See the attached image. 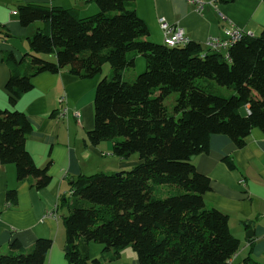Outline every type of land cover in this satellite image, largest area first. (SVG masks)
Returning <instances> with one entry per match:
<instances>
[{"label":"trees","instance_id":"1","mask_svg":"<svg viewBox=\"0 0 264 264\" xmlns=\"http://www.w3.org/2000/svg\"><path fill=\"white\" fill-rule=\"evenodd\" d=\"M93 1L100 12L88 19L63 8L19 6L22 26L41 22L48 28L28 39L30 52L21 59L10 52L3 56L12 107L40 74L67 70L90 80L110 64V75L97 86L95 127L87 139L93 146L112 142L113 155L122 160L137 154L139 164L73 180L71 200L62 199L70 211L63 220L69 262H115L130 247L140 264H229L240 241L230 230L229 216L208 208L204 195L211 180L192 159L209 152L213 136H226L240 149L253 130L264 133V28L261 36L246 35L226 54L195 41L170 48L147 41L148 27L129 5L135 0ZM133 53L144 57L147 69L127 81ZM204 79L235 94L218 96ZM173 93L179 94L177 118L164 104ZM32 132L26 114L0 108V164L15 165L19 182L42 190L52 177L26 148ZM224 161L235 169L231 158ZM6 200L15 204L17 192L9 191ZM90 243L104 246L100 258L90 259ZM52 245L39 239L27 250L14 240L0 254V264H45ZM242 264L261 263L247 258Z\"/></svg>","mask_w":264,"mask_h":264},{"label":"crops","instance_id":"2","mask_svg":"<svg viewBox=\"0 0 264 264\" xmlns=\"http://www.w3.org/2000/svg\"><path fill=\"white\" fill-rule=\"evenodd\" d=\"M30 4L73 10L80 19L100 12L93 0H0V108L27 115L33 132L26 148L37 167H48L52 177L47 188L38 190L33 182L18 181L15 165L0 164V254H5L14 240L31 250L37 240L49 239L53 245L45 264H71L66 256L63 222L70 211L63 207L62 199L71 200L73 180L103 169L111 171L109 174L129 171L139 159L133 155L129 159L132 162L122 160L113 155L111 143L93 146L87 139V133L95 127L98 83L111 73L106 65L101 75L90 80L72 76L67 70L40 74L32 81L33 89L15 107L10 106L5 90L10 71L3 63V56L10 52L21 59L30 52L28 39L38 29L48 28L41 22L22 26L18 8ZM129 5L148 27L147 41L157 45H164L163 20L173 28L183 29L189 41L204 48H210L208 41L212 38L225 40V31L231 27L241 28L254 37L260 36L264 28V0H219L214 6L207 4L203 11H198L189 0H135ZM131 56L135 66L124 73L128 81L147 69L144 57L135 53ZM62 97H66L69 108L65 119L58 117V101ZM108 153H112L111 158H105ZM226 158L233 160L235 169L228 167ZM193 163L199 173L211 180V190L204 195L208 208L229 216L230 230L240 241V250L229 264H242L247 258L264 264V133L253 130L246 146L240 149L226 136H213L209 152L195 157ZM9 191L17 192L12 206L7 205ZM250 230L254 234L247 238ZM87 251L91 260L98 259L104 246L90 243ZM101 264L140 263L134 249L129 247L119 260Z\"/></svg>","mask_w":264,"mask_h":264},{"label":"built area","instance_id":"3","mask_svg":"<svg viewBox=\"0 0 264 264\" xmlns=\"http://www.w3.org/2000/svg\"><path fill=\"white\" fill-rule=\"evenodd\" d=\"M87 1V0H77ZM219 0H189V2L196 5L198 11H203L207 4L216 5ZM161 28L164 31V45L170 48L185 46L189 43L188 38L185 36V32L180 28L171 27L166 21H161ZM226 39L220 40L212 38L208 41V46L212 50L223 51L230 48L237 41L242 40L247 34L243 29L238 27H231L225 31ZM61 105L60 118H67L69 115V108L67 107L66 97L59 99ZM75 117L79 118V113L75 112Z\"/></svg>","mask_w":264,"mask_h":264},{"label":"rangeland","instance_id":"4","mask_svg":"<svg viewBox=\"0 0 264 264\" xmlns=\"http://www.w3.org/2000/svg\"><path fill=\"white\" fill-rule=\"evenodd\" d=\"M261 36V35H260ZM224 53L226 54V51H224ZM106 66L108 67V68H110V64H106ZM104 69V68H103ZM143 73H145V72H143ZM143 73H141V74H143ZM141 74H139V75H141ZM138 75V76H139ZM106 77V76H105ZM104 77V78H105ZM126 80L128 81L129 79L126 77ZM133 80V79H132ZM204 81H206V82H208V83H213V87H212V92L214 93V94H216V95H218V96H221V97H224V98H231L234 94H235V92H234V90H231V89H229V88H226V87H221V86H219L217 83H215V82H213V81H211V80H207V79H204ZM179 99V94L178 93H173V94H171L169 97H167L166 98V100H165V102H164V104H165V106H166V108H167V111H168V114L170 115V116H174V117H178V115L177 114H175V106H176V103H177V100ZM59 102V101H58ZM59 105H60V103H59ZM60 111H61V105H60ZM60 111H59V113H58V117H60ZM106 143H111L112 144V147H113V143L112 142H104L103 144H106ZM112 157V153H108V155L107 156H105V158H111ZM133 157H137L138 159H139V156L137 155V154H135ZM128 162H132V160H129L128 159ZM139 164V161L136 163V165H138ZM136 165H134V167L136 166ZM109 172H111V171H109V170H106V169H103L102 171H96V174L97 173H106V174H109ZM115 174H117V173H119V172H117V171H115L114 172ZM95 174V173H94ZM92 175V174H91ZM103 246V245H102ZM133 249V248H132Z\"/></svg>","mask_w":264,"mask_h":264},{"label":"water","instance_id":"5","mask_svg":"<svg viewBox=\"0 0 264 264\" xmlns=\"http://www.w3.org/2000/svg\"><path fill=\"white\" fill-rule=\"evenodd\" d=\"M194 159L195 158H193L192 160H194ZM249 225H251L252 227H254V225L252 223H249ZM253 234H254L253 230H250V231L247 232L246 237L247 238H251L253 236ZM66 250H68V247L66 248Z\"/></svg>","mask_w":264,"mask_h":264}]
</instances>
